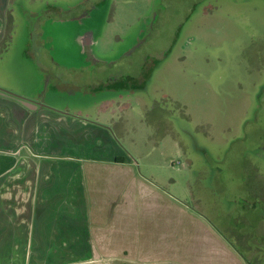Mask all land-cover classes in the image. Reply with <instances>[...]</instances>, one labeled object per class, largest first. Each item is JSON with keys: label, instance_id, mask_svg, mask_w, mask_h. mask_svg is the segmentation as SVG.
<instances>
[{"label": "rangeland", "instance_id": "374dc122", "mask_svg": "<svg viewBox=\"0 0 264 264\" xmlns=\"http://www.w3.org/2000/svg\"><path fill=\"white\" fill-rule=\"evenodd\" d=\"M237 1L0 0L1 96L106 125L131 161L135 211L77 264H264V0Z\"/></svg>", "mask_w": 264, "mask_h": 264}, {"label": "crops", "instance_id": "0c3cea01", "mask_svg": "<svg viewBox=\"0 0 264 264\" xmlns=\"http://www.w3.org/2000/svg\"><path fill=\"white\" fill-rule=\"evenodd\" d=\"M238 4L230 0L233 9ZM209 5L208 12L220 8ZM2 94L0 102L6 104L0 108V128L6 138L19 137L20 142L0 146V264H77L94 259L97 246H103L107 226L102 223L109 209L124 215L137 206L127 203L133 198L123 179L125 170L132 177L130 159L118 151L106 125ZM109 147L122 155L105 154ZM92 168L111 177L113 188L106 191L105 184L101 189L88 183ZM190 213L220 238L219 229L217 234L201 211Z\"/></svg>", "mask_w": 264, "mask_h": 264}, {"label": "trees", "instance_id": "16d2710c", "mask_svg": "<svg viewBox=\"0 0 264 264\" xmlns=\"http://www.w3.org/2000/svg\"><path fill=\"white\" fill-rule=\"evenodd\" d=\"M114 160H115V161H120V160L117 159V157H115ZM121 161H122V160H121Z\"/></svg>", "mask_w": 264, "mask_h": 264}, {"label": "flooded vegetation", "instance_id": "af4514ba", "mask_svg": "<svg viewBox=\"0 0 264 264\" xmlns=\"http://www.w3.org/2000/svg\"><path fill=\"white\" fill-rule=\"evenodd\" d=\"M190 8H192V7H190Z\"/></svg>", "mask_w": 264, "mask_h": 264}]
</instances>
